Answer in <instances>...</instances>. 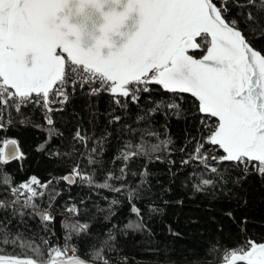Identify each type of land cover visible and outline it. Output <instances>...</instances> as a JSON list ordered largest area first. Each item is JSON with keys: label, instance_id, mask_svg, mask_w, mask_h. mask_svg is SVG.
<instances>
[{"label": "snow or ice", "instance_id": "1", "mask_svg": "<svg viewBox=\"0 0 264 264\" xmlns=\"http://www.w3.org/2000/svg\"><path fill=\"white\" fill-rule=\"evenodd\" d=\"M133 13L139 17L138 29L118 46ZM261 40L264 0H0V129L5 128V113L7 123H12L13 111L22 117L21 124L28 123L22 109L31 105L41 110L49 135L56 134L53 114L65 110L77 86L89 100L109 96L115 105L110 115L117 108L127 110L129 104L139 106L142 94H148L146 102L152 103V93L162 90L168 98L155 101L138 119L160 111L166 117H195L200 138L183 164L197 161L206 172L221 178L220 166L239 171V179L253 173L264 178V46H257ZM192 49L201 51L200 58L189 54ZM183 94L192 98L188 107ZM120 120L119 115H112L109 124ZM146 135L159 140V133L146 128L140 143L127 141L118 157L124 162L119 176L108 172L98 183L77 165L62 179L71 185L79 178L82 184L121 192L125 185L115 187L110 181L126 178L129 161L140 156L151 159L162 146L167 150L172 143L165 139L150 144L144 140ZM72 139L88 149L92 137L77 127ZM103 139L85 153L89 164L96 163L92 153L98 152ZM205 145L213 147L205 150ZM22 158L15 139L0 143V165ZM147 175L141 173V184ZM51 183L42 184L33 176L15 185L10 176L0 173V184L12 196L10 203L0 201V211L11 208L12 216L22 218L23 209H31L29 215L52 222L54 217L47 209L39 210L36 203L45 195L41 189ZM194 187L204 191L215 187V182L201 177ZM136 195V189L128 190L130 203ZM53 199L49 196V208ZM66 210L78 214L75 205ZM149 210L159 211L153 205ZM131 212L139 219L125 227L142 228L141 210L134 203ZM7 219L0 220V264H112L106 255L115 250L111 233L99 248L93 246L86 253L87 260L69 245L73 234L88 232V223L65 221L61 247L48 239L37 244L13 233L6 227ZM7 246L17 254H4ZM215 250L213 246L210 251ZM220 259L221 264H264V243L247 239L225 250Z\"/></svg>", "mask_w": 264, "mask_h": 264}, {"label": "trees", "instance_id": "2", "mask_svg": "<svg viewBox=\"0 0 264 264\" xmlns=\"http://www.w3.org/2000/svg\"><path fill=\"white\" fill-rule=\"evenodd\" d=\"M235 11L233 8L232 13ZM257 46H264V40L258 41ZM191 54L197 57L202 53L194 50ZM147 95H141L139 106L129 104L127 110L117 108L110 115L115 105L110 103L109 96L101 94L89 100L77 86L76 95L65 105V110L53 114L52 127L56 134L51 136L39 108L30 105L22 109L23 117L29 121L24 124L19 122L22 117L15 111L11 113L12 123L8 124L5 113L0 143L15 139L23 158L0 165V173L10 176L15 185L33 176L42 184L52 181L48 189H41L45 195L36 203L39 210L47 209L54 217L52 222L43 223L38 216L29 215L31 209H23L25 215L21 218L12 216L13 210L9 208L7 212L0 211V220L8 218L6 227L37 244L44 238L62 247L65 221L88 223V232L73 234L69 245L76 247L78 255L87 260L86 253L93 246L99 248L111 233L115 237L111 241L115 250L106 255L112 264H213L221 262L225 250L235 248L247 239L264 243V178L253 173L246 179H239L242 175L239 171H225L224 166H220L221 178L206 172L197 161L183 164L200 138L198 120L190 114L181 118L166 117L164 111L148 114L147 119L140 120L138 117L144 116L155 101L169 96L162 90L153 92L152 103H147ZM183 95L184 106L188 107L192 98ZM112 115H119L120 122L109 124ZM77 127L81 128L82 134L92 137L88 149L73 141ZM146 128L159 133V140L170 139L172 143L167 150L162 146L151 159L140 156L129 161L126 178L110 181L115 187L125 185L121 192L91 187L80 183L78 178L77 183L71 185L62 179L77 165L82 172L93 175L98 183L104 181L108 172L119 176L124 162L118 157L125 143L129 140L133 144L140 143L141 131ZM102 136L104 139L98 152L92 153L96 163L89 164L85 153L96 147V141ZM144 140L150 144L159 143L155 136L146 135ZM41 145H44L42 150ZM210 147L213 146L205 145V150ZM209 163L216 166L212 161ZM144 171L148 175L141 184ZM201 177L212 179L215 187L196 191L194 185ZM129 189L138 192L131 203L141 210L143 227L140 229L125 227L139 219L131 212L127 197ZM49 196L54 197L51 208L48 207ZM11 199L10 191L0 184V201L10 203ZM113 200L118 203L113 205ZM73 205L78 214L67 212L66 209ZM150 205L159 211L151 212ZM213 246L216 250L210 251ZM4 254L17 253L7 246Z\"/></svg>", "mask_w": 264, "mask_h": 264}, {"label": "water", "instance_id": "3", "mask_svg": "<svg viewBox=\"0 0 264 264\" xmlns=\"http://www.w3.org/2000/svg\"><path fill=\"white\" fill-rule=\"evenodd\" d=\"M139 17L138 14L133 13L132 14V18L128 21V27L125 30L126 35L124 37H122L119 41H118V46L122 45L123 43H126L127 40V36L134 34V32L138 29V24H136V21H138ZM195 50V49H192ZM202 55V54H201ZM194 56V58H200V56ZM68 184V183H67ZM213 264H221V262H217V263H213Z\"/></svg>", "mask_w": 264, "mask_h": 264}, {"label": "flooded vegetation", "instance_id": "4", "mask_svg": "<svg viewBox=\"0 0 264 264\" xmlns=\"http://www.w3.org/2000/svg\"><path fill=\"white\" fill-rule=\"evenodd\" d=\"M192 51H194V50H190V51H189V54H191ZM191 55H192V54H191ZM193 56H194V55H193Z\"/></svg>", "mask_w": 264, "mask_h": 264}, {"label": "built area", "instance_id": "5", "mask_svg": "<svg viewBox=\"0 0 264 264\" xmlns=\"http://www.w3.org/2000/svg\"><path fill=\"white\" fill-rule=\"evenodd\" d=\"M86 90H87V86H86ZM231 249H233V248H230V249H228V250H231ZM69 254H71V253H69Z\"/></svg>", "mask_w": 264, "mask_h": 264}, {"label": "bare ground", "instance_id": "6", "mask_svg": "<svg viewBox=\"0 0 264 264\" xmlns=\"http://www.w3.org/2000/svg\"><path fill=\"white\" fill-rule=\"evenodd\" d=\"M69 255H71V254H69Z\"/></svg>", "mask_w": 264, "mask_h": 264}, {"label": "rangeland", "instance_id": "7", "mask_svg": "<svg viewBox=\"0 0 264 264\" xmlns=\"http://www.w3.org/2000/svg\"><path fill=\"white\" fill-rule=\"evenodd\" d=\"M78 180H79V178H78Z\"/></svg>", "mask_w": 264, "mask_h": 264}]
</instances>
